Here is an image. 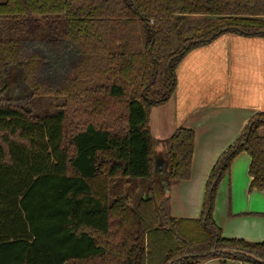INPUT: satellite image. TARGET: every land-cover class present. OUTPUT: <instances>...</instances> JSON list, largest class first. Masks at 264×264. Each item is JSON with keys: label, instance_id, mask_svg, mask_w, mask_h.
Instances as JSON below:
<instances>
[{"label": "trees", "instance_id": "trees-1", "mask_svg": "<svg viewBox=\"0 0 264 264\" xmlns=\"http://www.w3.org/2000/svg\"><path fill=\"white\" fill-rule=\"evenodd\" d=\"M226 32L264 37V0L0 2V264H260L201 255L264 259V242L226 238L213 218L240 151L264 189V113L216 160L198 218L172 217L165 191L190 176L194 132L167 139L160 175L148 127L181 58ZM124 178L146 179L132 202Z\"/></svg>", "mask_w": 264, "mask_h": 264}, {"label": "crops", "instance_id": "crops-1", "mask_svg": "<svg viewBox=\"0 0 264 264\" xmlns=\"http://www.w3.org/2000/svg\"><path fill=\"white\" fill-rule=\"evenodd\" d=\"M175 76L168 100L150 109L148 127L160 140L157 158L165 156L167 139L177 128L194 132L190 176L173 181L165 191L172 217L198 218L216 160L252 116L264 113V37L223 33L189 50L177 64ZM258 134L264 137V126ZM249 163L246 151L232 159L217 187L213 218L226 238L264 242V189L250 187Z\"/></svg>", "mask_w": 264, "mask_h": 264}, {"label": "water", "instance_id": "water-1", "mask_svg": "<svg viewBox=\"0 0 264 264\" xmlns=\"http://www.w3.org/2000/svg\"><path fill=\"white\" fill-rule=\"evenodd\" d=\"M165 170H166V163H165L164 159L161 157H158L155 161V171L159 174H162L165 172ZM164 184H165V182L163 183V186H164ZM213 253H220L222 255L229 254L231 257H235L238 254V255H241L243 257H247V258H249V259H251L257 263L264 264V259L258 257L257 255L250 253V252H247V251L235 249V248H212L207 253H204L201 256H206V255L213 254ZM182 257H184V256H178V257L170 260L167 264H171L174 261H176Z\"/></svg>", "mask_w": 264, "mask_h": 264}, {"label": "rangeland", "instance_id": "rangeland-1", "mask_svg": "<svg viewBox=\"0 0 264 264\" xmlns=\"http://www.w3.org/2000/svg\"><path fill=\"white\" fill-rule=\"evenodd\" d=\"M3 0H0V2ZM194 20H198L202 17L199 16H193L192 17ZM162 175V174H160ZM146 184V179H135V178H124L122 181V186L119 189V194L120 195H127L130 197L131 202L132 198H134L135 195H138L144 188ZM146 193L142 192V195H145Z\"/></svg>", "mask_w": 264, "mask_h": 264}, {"label": "built area", "instance_id": "built-area-1", "mask_svg": "<svg viewBox=\"0 0 264 264\" xmlns=\"http://www.w3.org/2000/svg\"><path fill=\"white\" fill-rule=\"evenodd\" d=\"M240 262H235V261H232V264H239Z\"/></svg>", "mask_w": 264, "mask_h": 264}]
</instances>
